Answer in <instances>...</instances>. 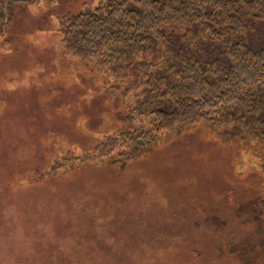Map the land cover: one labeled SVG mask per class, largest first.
Listing matches in <instances>:
<instances>
[{
	"label": "rangeland",
	"instance_id": "374dc122",
	"mask_svg": "<svg viewBox=\"0 0 264 264\" xmlns=\"http://www.w3.org/2000/svg\"><path fill=\"white\" fill-rule=\"evenodd\" d=\"M103 1L17 3L0 26V264H264L251 214L263 141L243 122L99 161L96 145L140 119L143 73L66 51L58 19ZM249 27L260 38L264 26ZM85 154L100 159L78 165Z\"/></svg>",
	"mask_w": 264,
	"mask_h": 264
},
{
	"label": "trees",
	"instance_id": "16d2710c",
	"mask_svg": "<svg viewBox=\"0 0 264 264\" xmlns=\"http://www.w3.org/2000/svg\"><path fill=\"white\" fill-rule=\"evenodd\" d=\"M32 1L0 0V26L15 4ZM253 22L264 26V0H104L62 13L66 51L115 75L127 67L143 73L132 112L140 119L128 115L126 127L96 145L102 159L85 154L77 164L128 160L161 133L198 124L243 122L264 148V31L248 37ZM153 57L161 58L157 65L147 61ZM251 212L264 252V195Z\"/></svg>",
	"mask_w": 264,
	"mask_h": 264
},
{
	"label": "bare ground",
	"instance_id": "6f19581e",
	"mask_svg": "<svg viewBox=\"0 0 264 264\" xmlns=\"http://www.w3.org/2000/svg\"><path fill=\"white\" fill-rule=\"evenodd\" d=\"M128 88V87H127ZM259 226V225H258Z\"/></svg>",
	"mask_w": 264,
	"mask_h": 264
}]
</instances>
